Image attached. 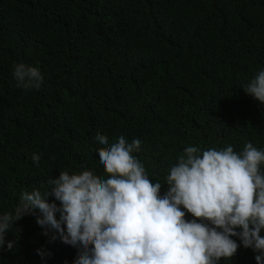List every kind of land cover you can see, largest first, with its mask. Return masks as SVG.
Segmentation results:
<instances>
[{
    "label": "trees",
    "instance_id": "trees-1",
    "mask_svg": "<svg viewBox=\"0 0 264 264\" xmlns=\"http://www.w3.org/2000/svg\"><path fill=\"white\" fill-rule=\"evenodd\" d=\"M16 63L41 70L39 89L16 87ZM262 68L264 0H0V213L60 171L105 178L97 133L140 139L153 183L187 146L264 148V105L242 89ZM42 232L33 215L16 221L0 264H74ZM255 255L241 246L220 264Z\"/></svg>",
    "mask_w": 264,
    "mask_h": 264
},
{
    "label": "clouds",
    "instance_id": "clouds-1",
    "mask_svg": "<svg viewBox=\"0 0 264 264\" xmlns=\"http://www.w3.org/2000/svg\"><path fill=\"white\" fill-rule=\"evenodd\" d=\"M12 75L26 91L44 82L41 70L25 63L14 64ZM242 89L264 105V68ZM95 140L105 178L64 170L43 192H22L13 211L0 213V251L16 246L6 240L15 222L33 215L50 242L77 251L74 264H220L241 246L264 264V148L251 142L241 152L187 146L164 182L153 183L137 155L140 139L120 136L110 143L97 133ZM32 160L39 166L38 154Z\"/></svg>",
    "mask_w": 264,
    "mask_h": 264
}]
</instances>
